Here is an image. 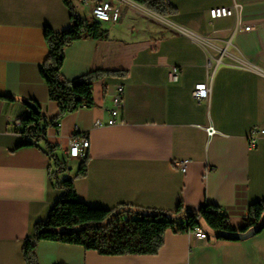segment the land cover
Listing matches in <instances>:
<instances>
[{"label":"crops","instance_id":"crops-1","mask_svg":"<svg viewBox=\"0 0 264 264\" xmlns=\"http://www.w3.org/2000/svg\"><path fill=\"white\" fill-rule=\"evenodd\" d=\"M102 1L119 10L118 21L103 23L105 39L68 46L60 70L68 82L100 72L93 105L58 117L60 127L43 135L66 161L59 179L72 178L78 200L91 208L130 204L174 213L179 204L186 211L214 205L233 228L242 227L249 206L264 201V136L254 149L247 142L253 128L264 130V0H165L176 10L165 18L132 0ZM234 3L237 19L209 21V10ZM73 4L76 15L92 18L90 4ZM47 27H70L63 0H0V264H25V241L61 193L51 186L44 141L24 135L21 124L31 114L24 102L39 105L48 120L58 115L40 75ZM206 82L209 98L199 102L192 92ZM119 87L123 103L109 125ZM80 135L89 149L86 174L76 177L82 162L66 159V151ZM201 229L207 242L167 230L153 255L105 256L53 242H39L35 253L38 264H264V230L227 241L203 223Z\"/></svg>","mask_w":264,"mask_h":264},{"label":"trees","instance_id":"trees-1","mask_svg":"<svg viewBox=\"0 0 264 264\" xmlns=\"http://www.w3.org/2000/svg\"><path fill=\"white\" fill-rule=\"evenodd\" d=\"M74 1L76 0H63L70 12V27L60 32L47 27L43 33L48 55L41 65L40 75L47 86L49 100L57 105L58 115L55 119L48 120L41 113L38 116L31 113L29 117L21 120L24 135L37 142L44 141L46 153L53 163V170L50 172L51 186L61 192L47 218L36 225L33 238L25 241V264H38L35 250L39 242L78 246L105 256L153 255L162 246L163 236L169 229L193 230L195 227L201 228L202 222L215 234L244 233L255 227L264 216V201L252 203L244 218V225L235 229L224 212L214 205L186 211L179 204L174 213L130 204H119L112 209L91 208L78 200L72 178L59 179L58 176L67 171L66 161L55 155L57 147L46 141L44 132L55 126L58 117L83 107H91L93 81L100 76L99 71H91L73 81L64 80L60 74L64 51L74 42L105 39L108 34L102 22L93 17L87 19L76 15ZM132 1L163 18L176 11L165 0ZM36 106L40 110V106ZM35 145L31 142L23 144ZM85 162L86 158L80 164L76 177L86 174ZM183 219L187 221L186 227L180 224Z\"/></svg>","mask_w":264,"mask_h":264},{"label":"built area","instance_id":"built-area-1","mask_svg":"<svg viewBox=\"0 0 264 264\" xmlns=\"http://www.w3.org/2000/svg\"><path fill=\"white\" fill-rule=\"evenodd\" d=\"M83 4L91 5V14L92 17L102 23H115L118 21L120 17L119 10L112 6L109 2H103L102 0H78ZM241 11V7L234 3L231 7H219L213 8L208 11L209 21L213 22L220 19L231 18L237 19L239 17ZM245 32H250L254 30L252 26H246L243 28ZM169 79L171 81L177 80L178 72L175 67L170 68ZM210 94V86L209 82L198 84L195 86L192 97L201 102L207 101ZM110 101L114 107L111 111V119L108 124L113 125L116 122V117L119 114V108L123 103V88L119 87L115 91V93L110 97ZM100 122H96V126H99ZM60 127V123H56V128ZM216 133L213 128H207L206 134L211 137ZM264 136V130H260L258 128H253L248 136L247 142L250 149H254L256 147L257 141ZM89 149V140L84 136L80 135L77 137H73L69 143V148L66 151V159L70 160H78L83 161L87 157V152ZM175 165L181 171L186 170V162H176ZM181 226L186 227L187 221L183 219L180 222ZM185 232L190 233L196 240H202L207 242L209 240L207 234L200 228L195 227L193 230H184Z\"/></svg>","mask_w":264,"mask_h":264},{"label":"water","instance_id":"water-1","mask_svg":"<svg viewBox=\"0 0 264 264\" xmlns=\"http://www.w3.org/2000/svg\"><path fill=\"white\" fill-rule=\"evenodd\" d=\"M24 104L29 108L30 112L34 114L35 116H38L40 114L39 108L36 106L33 102H24ZM264 230V216L261 218L260 222L247 232L241 233V232H218L216 234V238L227 240V241H243L247 240L259 233H261Z\"/></svg>","mask_w":264,"mask_h":264},{"label":"rangeland","instance_id":"rangeland-1","mask_svg":"<svg viewBox=\"0 0 264 264\" xmlns=\"http://www.w3.org/2000/svg\"><path fill=\"white\" fill-rule=\"evenodd\" d=\"M203 223V222H202ZM203 225L205 226V227H207L204 223H203ZM208 228V227H207ZM209 229V228H208Z\"/></svg>","mask_w":264,"mask_h":264}]
</instances>
